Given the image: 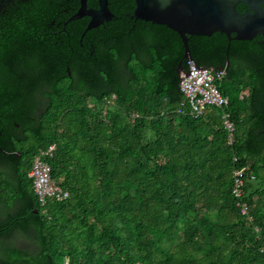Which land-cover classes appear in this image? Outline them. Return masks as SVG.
I'll use <instances>...</instances> for the list:
<instances>
[{
	"label": "trees",
	"instance_id": "1",
	"mask_svg": "<svg viewBox=\"0 0 264 264\" xmlns=\"http://www.w3.org/2000/svg\"><path fill=\"white\" fill-rule=\"evenodd\" d=\"M108 3L114 18L83 37L88 19L67 21L78 0L0 10V264H264L262 37H187L197 66L223 72L215 85L228 99L193 118L179 36L131 18L133 0ZM52 21L60 40L44 36ZM49 145L69 197L40 205L26 173ZM239 166L254 175L250 222L231 193Z\"/></svg>",
	"mask_w": 264,
	"mask_h": 264
},
{
	"label": "water",
	"instance_id": "2",
	"mask_svg": "<svg viewBox=\"0 0 264 264\" xmlns=\"http://www.w3.org/2000/svg\"><path fill=\"white\" fill-rule=\"evenodd\" d=\"M12 1L0 0V10ZM133 2L130 17L154 25H163L174 31L181 40L183 58L188 62L192 60L188 49V36L209 37L218 32L224 34L228 42L251 41L261 36L264 45V0H133ZM78 3V9L67 21L88 18L81 37L114 18L108 0H96L97 5L94 8L88 7L87 0H78ZM239 4L245 7L241 13L236 9ZM228 64L226 57V68Z\"/></svg>",
	"mask_w": 264,
	"mask_h": 264
},
{
	"label": "built area",
	"instance_id": "3",
	"mask_svg": "<svg viewBox=\"0 0 264 264\" xmlns=\"http://www.w3.org/2000/svg\"><path fill=\"white\" fill-rule=\"evenodd\" d=\"M186 64L187 69L179 76V90L187 101L190 115L193 118H198L208 106L227 108L228 99L219 93L215 85L216 79L220 80L223 77V72L219 71L214 75L211 71L198 67L193 60L186 61ZM222 120L227 131V144H231L234 127L229 120V114L223 113ZM54 150V145L40 149L33 157L31 166L26 173L27 178L32 182L33 193L40 205L47 202H63L69 197V193L51 177L47 159L52 157ZM233 161H236V158ZM248 172L247 166L234 167L232 170L231 193L236 200L239 215L245 222H250L251 216L250 205L244 199V187L247 181L254 179V175Z\"/></svg>",
	"mask_w": 264,
	"mask_h": 264
},
{
	"label": "flooded vegetation",
	"instance_id": "4",
	"mask_svg": "<svg viewBox=\"0 0 264 264\" xmlns=\"http://www.w3.org/2000/svg\"><path fill=\"white\" fill-rule=\"evenodd\" d=\"M56 31H57V33H56ZM59 31H60L59 24L57 23L56 25H54V21L51 22V25L50 26H48V27H46V28L43 29V32L45 34L44 36H45V38L47 40H51L52 38H56L57 40H60V36L58 34V33H60ZM54 45H56L57 47L60 48L63 45V42H61L59 44H56V42H55ZM37 100L38 101L43 100V96L42 95L38 96L37 97ZM42 109L43 108L41 107V105L38 104V106L35 109L36 114H40L42 112ZM4 119L5 118L0 117V122H3ZM1 178H3V176H0V179ZM13 243H14V245H16L18 243H23V244L27 245V243L24 240H21V239L20 240H16V238L14 239ZM16 246H18V245H16ZM19 247H20V245H19Z\"/></svg>",
	"mask_w": 264,
	"mask_h": 264
},
{
	"label": "rangeland",
	"instance_id": "5",
	"mask_svg": "<svg viewBox=\"0 0 264 264\" xmlns=\"http://www.w3.org/2000/svg\"><path fill=\"white\" fill-rule=\"evenodd\" d=\"M243 97H244V93H240L239 99H242ZM20 245H21V247H24V248H26L28 250H32L29 246H27V245H25L23 243H20Z\"/></svg>",
	"mask_w": 264,
	"mask_h": 264
}]
</instances>
